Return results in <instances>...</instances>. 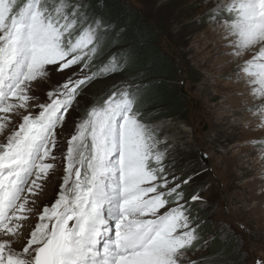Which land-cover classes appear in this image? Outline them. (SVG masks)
Returning a JSON list of instances; mask_svg holds the SVG:
<instances>
[{
    "label": "snow or ice",
    "instance_id": "obj_1",
    "mask_svg": "<svg viewBox=\"0 0 264 264\" xmlns=\"http://www.w3.org/2000/svg\"><path fill=\"white\" fill-rule=\"evenodd\" d=\"M205 19L264 128V0H217ZM118 38L93 0H0V264H213L197 255L209 245L203 188L186 191L200 173L175 170L145 119L150 82L130 72ZM249 143L264 160V140ZM61 168L55 199L41 206Z\"/></svg>",
    "mask_w": 264,
    "mask_h": 264
},
{
    "label": "rangeland",
    "instance_id": "obj_2",
    "mask_svg": "<svg viewBox=\"0 0 264 264\" xmlns=\"http://www.w3.org/2000/svg\"><path fill=\"white\" fill-rule=\"evenodd\" d=\"M125 1L152 22L160 20L159 47L163 53L172 56L178 70L176 85L179 93L181 90L184 93H180L183 115H155L148 111L144 115L170 146L169 159L174 160L177 173H200L186 191L191 194L194 188H203L202 195L207 204L202 212L213 233L200 241L208 240L209 245L197 255L207 257V250L217 235L223 242L229 238L234 240L237 260L241 264H254L257 258L264 260V183H260L257 173L261 149L259 145L245 143L249 139L260 140L264 129L257 127L259 122L251 123L253 116L245 111V107L217 108L233 94L231 86L235 80L234 71L224 69L232 59L226 54L228 49L222 47L218 32L205 19L212 4L203 9L201 0ZM60 79L59 75L53 74V81ZM47 87L41 85L37 94L43 97ZM231 101L233 99L227 100ZM86 106L82 100L80 108L69 117L65 132L72 129L74 120ZM222 137L227 141L216 142L215 139ZM203 153H207L206 163L199 156ZM60 175L62 168L48 183L41 206L55 199ZM240 224L245 230L238 227ZM221 226L230 229L232 237L226 238L224 232L219 231Z\"/></svg>",
    "mask_w": 264,
    "mask_h": 264
},
{
    "label": "trees",
    "instance_id": "obj_3",
    "mask_svg": "<svg viewBox=\"0 0 264 264\" xmlns=\"http://www.w3.org/2000/svg\"><path fill=\"white\" fill-rule=\"evenodd\" d=\"M93 4L98 12L116 26L119 33L118 47L131 53L130 72L141 73L145 81L150 82L144 93V114L147 115L148 111L149 114L154 112L155 115L164 113L181 117L184 110L183 99L176 85L178 70L172 56L163 53L158 44L162 34L160 20L152 22L143 12L135 10L125 0H93ZM122 78L121 75H115L98 81L92 91L106 89L113 81ZM215 140L224 142L226 138ZM200 215L205 218L202 211ZM212 233L210 224L206 223L201 230L202 239ZM236 250L237 244L234 240L229 238L223 242L215 235L207 250V257L213 264H241L237 260Z\"/></svg>",
    "mask_w": 264,
    "mask_h": 264
},
{
    "label": "bare ground",
    "instance_id": "obj_4",
    "mask_svg": "<svg viewBox=\"0 0 264 264\" xmlns=\"http://www.w3.org/2000/svg\"><path fill=\"white\" fill-rule=\"evenodd\" d=\"M200 1V0H198ZM203 2V5L201 3V6L203 7V9H205L206 7H208L210 4H213L215 2H217V0H201ZM236 67V62L233 61L232 59H230L229 63L227 64L226 67H224V69H229L230 71L234 70ZM234 76V74L232 75ZM232 95H229L227 96L225 99L226 101H221L218 105H217V108H221V107H226V108H231V109H241L243 107H245L246 105V97L241 95V86L235 82L232 86ZM227 93V92H226ZM230 93V92H229ZM225 96V95H224ZM230 99H233V101L231 102H227V100H230ZM227 104V105H226ZM258 118L257 117H252L251 118V123H258ZM250 127V124L247 128ZM264 129V128H263ZM256 136V135H255ZM249 139V138H248ZM253 139H249L248 141H245L246 142H249ZM260 140H264V134H262ZM258 167H257V173H258V176H259V179L258 180H261L260 183H264V160L262 159H259V162H258ZM256 177V176H255ZM264 187V186H263ZM262 189V187H261ZM263 190V189H262ZM258 192V191H257ZM264 193V192H263ZM262 193V194H263ZM260 198V197H259ZM263 208V207H262ZM261 208V209H262Z\"/></svg>",
    "mask_w": 264,
    "mask_h": 264
},
{
    "label": "water",
    "instance_id": "obj_5",
    "mask_svg": "<svg viewBox=\"0 0 264 264\" xmlns=\"http://www.w3.org/2000/svg\"><path fill=\"white\" fill-rule=\"evenodd\" d=\"M182 95H184V93L182 92V90H181V92H180ZM200 157L202 158V161L204 162V163H206V158L201 154L200 155Z\"/></svg>",
    "mask_w": 264,
    "mask_h": 264
}]
</instances>
